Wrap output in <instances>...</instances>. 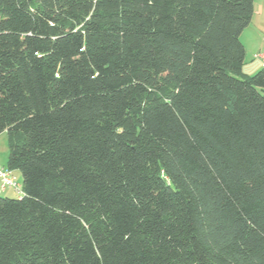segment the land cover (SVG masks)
<instances>
[{
  "label": "trees",
  "instance_id": "trees-1",
  "mask_svg": "<svg viewBox=\"0 0 264 264\" xmlns=\"http://www.w3.org/2000/svg\"><path fill=\"white\" fill-rule=\"evenodd\" d=\"M254 0H0V264H264Z\"/></svg>",
  "mask_w": 264,
  "mask_h": 264
},
{
  "label": "crops",
  "instance_id": "crops-1",
  "mask_svg": "<svg viewBox=\"0 0 264 264\" xmlns=\"http://www.w3.org/2000/svg\"><path fill=\"white\" fill-rule=\"evenodd\" d=\"M240 39L245 48L243 71L246 74H253L264 67V61L260 57H254L257 53L264 54V0H254L251 21L242 31ZM9 174L14 179L18 176L15 170L9 171ZM1 190L0 194L6 195V188ZM13 192L18 193L17 189Z\"/></svg>",
  "mask_w": 264,
  "mask_h": 264
},
{
  "label": "rangeland",
  "instance_id": "rangeland-1",
  "mask_svg": "<svg viewBox=\"0 0 264 264\" xmlns=\"http://www.w3.org/2000/svg\"><path fill=\"white\" fill-rule=\"evenodd\" d=\"M7 156H8L7 134H6V131H4V132L0 133V167L3 168L5 171H8L6 168ZM15 171L17 172L18 176L14 180L17 181L21 185L20 171L19 170H15ZM14 190H15V188H13V187L12 188L6 187V196H10V194H11V196L18 195V193L13 192ZM0 191H2L1 190V181H0ZM11 191H12V193H11ZM0 195L5 196L4 194H0Z\"/></svg>",
  "mask_w": 264,
  "mask_h": 264
},
{
  "label": "built area",
  "instance_id": "built-area-1",
  "mask_svg": "<svg viewBox=\"0 0 264 264\" xmlns=\"http://www.w3.org/2000/svg\"><path fill=\"white\" fill-rule=\"evenodd\" d=\"M254 57H260L264 61V54H254ZM0 181H1V188L5 189L6 187H14L17 189L18 193L20 192L21 185L14 180L13 177L10 176L8 171H5L3 168L0 167Z\"/></svg>",
  "mask_w": 264,
  "mask_h": 264
}]
</instances>
